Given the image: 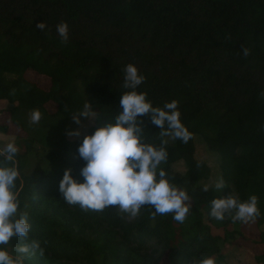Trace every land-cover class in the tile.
<instances>
[{
	"label": "trees",
	"instance_id": "obj_1",
	"mask_svg": "<svg viewBox=\"0 0 264 264\" xmlns=\"http://www.w3.org/2000/svg\"><path fill=\"white\" fill-rule=\"evenodd\" d=\"M42 21L43 31L36 28ZM60 22L69 26L67 43L57 33ZM129 63L145 77L136 91L154 107L176 100L190 133L187 143L161 137L150 114L138 118L142 142L167 140L161 167L190 197L183 223L171 214L153 218L147 205L131 216L117 206L96 212L67 204L59 183L68 168L83 182L84 137L70 140L62 131L48 145L27 133L25 112L70 118L86 100L96 113L82 117L93 120L86 135L114 122L121 94L131 91L123 87ZM28 70L48 76L50 87L28 79ZM262 91L264 0H0V99L23 132L16 133L21 142L10 164L19 173L14 192L31 225L29 241L45 249L43 256L26 255L24 264H163L165 257L167 264H187L205 256L215 264H264ZM9 125L0 123V131L8 133ZM220 178L226 186L215 192ZM231 194L242 201L255 195L260 216L248 223L211 217L210 202ZM253 223L255 237L244 232ZM242 240L263 245L250 262L241 255Z\"/></svg>",
	"mask_w": 264,
	"mask_h": 264
},
{
	"label": "clouds",
	"instance_id": "obj_2",
	"mask_svg": "<svg viewBox=\"0 0 264 264\" xmlns=\"http://www.w3.org/2000/svg\"><path fill=\"white\" fill-rule=\"evenodd\" d=\"M46 22L42 21L36 28L45 30ZM58 35L63 43L69 39V26L66 22L56 25ZM245 57L250 54L247 47L242 46ZM125 89H131L121 94L120 107L122 111L115 116L114 122L108 120L98 127L93 134L85 135L78 147L81 159L86 161L81 168L83 182H79L71 174V169H65L59 183L66 203L79 205L84 211L102 212L110 206H117L123 212L136 216L142 206L154 209L156 215L171 214L176 222L183 223L190 209L188 191L171 183L162 164L167 162V140H162L160 146L142 142V117L150 114L151 121L158 126L160 136H171L182 142L189 141L190 133L183 125L178 110V102H165L163 107H154L147 100L146 94L136 89L145 77L138 72L134 64L129 63L123 69ZM264 99V91L260 93ZM71 117L76 124L81 123V117L92 118L96 113L86 100L83 108L72 112ZM41 120L39 110L30 113V124H38ZM165 125L167 127H165ZM69 135L79 136V130H73ZM19 149L15 142H8L0 149V264H24L25 256L39 252L44 255L45 249L40 241L31 239V225L26 213L19 211V200L14 192L18 171L14 166V158ZM226 186L223 178L214 185L215 192H221ZM204 190H209L207 185ZM209 215L217 220H223L225 215L232 220L248 223L260 216L257 207V197L251 195L247 200H241L233 194L214 198L211 202ZM11 250L7 247L13 243ZM187 264H215L211 257L193 258Z\"/></svg>",
	"mask_w": 264,
	"mask_h": 264
},
{
	"label": "rangeland",
	"instance_id": "obj_3",
	"mask_svg": "<svg viewBox=\"0 0 264 264\" xmlns=\"http://www.w3.org/2000/svg\"><path fill=\"white\" fill-rule=\"evenodd\" d=\"M25 76L35 81L38 85L44 87L45 89H48L50 87V78L46 75L37 73L32 70H28L25 73ZM7 107H10V104L8 100L6 99H0V123H9V132L4 133L0 131V149H2L8 142H15V144L18 146V142H21V139L16 137V133H19L20 135L23 134L21 130H19L16 126L11 124L10 122V112L7 109ZM6 108V109H4ZM47 109L54 112L56 110V105L53 102H48ZM3 110H5L3 112ZM30 113L31 112H25L24 120L27 121V133L34 134L36 136H39L42 140L46 141V144L51 145V141L56 136H60L62 131H65L66 138L70 140H79L83 138L89 129V126L92 124L93 120L87 119L83 120L81 117V123L76 124L72 117L70 118H62V117H49L47 115H44L41 113V120L38 124H30ZM79 130L80 135H69L68 133L73 130ZM205 144V143H204ZM41 145V144H40ZM206 145V144H205ZM200 147V144H199ZM200 153H203L202 149L199 150ZM217 154V153H216ZM218 155V154H217ZM44 164V163H43ZM47 164V163H46ZM207 221V219H205ZM215 232H220L221 228H214ZM257 228L255 227V224H249L244 226V232L247 235H250L252 237H255L257 235ZM241 247L245 248L244 252H242V249L240 252H242V256L246 260V262H250L254 260L255 254L260 253L263 250V245L255 243L252 240H242L241 241ZM168 263V258L165 257L163 264Z\"/></svg>",
	"mask_w": 264,
	"mask_h": 264
}]
</instances>
